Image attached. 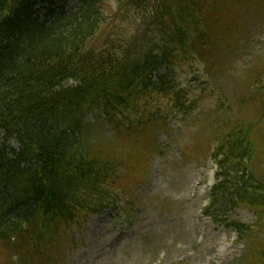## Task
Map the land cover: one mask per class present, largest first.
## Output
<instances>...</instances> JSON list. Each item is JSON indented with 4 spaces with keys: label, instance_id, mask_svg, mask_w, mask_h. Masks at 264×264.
<instances>
[{
    "label": "trees",
    "instance_id": "obj_1",
    "mask_svg": "<svg viewBox=\"0 0 264 264\" xmlns=\"http://www.w3.org/2000/svg\"><path fill=\"white\" fill-rule=\"evenodd\" d=\"M105 1H89L78 16L62 18L54 0H0V246L22 245L26 256L19 264H31L41 249L58 248L77 220L116 205L117 155L87 138L86 115L101 109L103 121L115 129L128 122L143 131L164 127L172 103L185 120L192 112L188 92L177 85L159 50L182 37L183 54L189 47L195 55L224 54L201 34L209 0H115L122 17L137 8L149 12L141 16L144 34L135 26L133 36L118 40L106 34ZM40 5L48 7L43 18L36 10ZM152 26L163 34L159 44ZM159 70L163 73L154 77ZM158 96L168 98L163 109L152 102ZM244 96L249 105L257 100L264 105V91ZM244 105L240 100L227 110L215 154L221 181L207 212L218 206L221 216L223 209L241 205L264 213V128L247 118ZM150 149L147 155L154 154V145ZM14 213L18 220L9 217ZM228 226L240 238L255 239L236 221ZM244 244L246 259L253 258V247Z\"/></svg>",
    "mask_w": 264,
    "mask_h": 264
},
{
    "label": "rangeland",
    "instance_id": "obj_2",
    "mask_svg": "<svg viewBox=\"0 0 264 264\" xmlns=\"http://www.w3.org/2000/svg\"><path fill=\"white\" fill-rule=\"evenodd\" d=\"M76 1H58V4L72 5ZM211 1L214 7L204 16H214L213 21L219 19L214 24L219 23L220 29L234 26L241 33L239 38L245 41L244 51L236 55L229 49L230 52L219 58L209 56L205 60L198 55L179 54L176 57L181 63L174 60V78L181 90L188 92L192 112L185 120L180 114L170 116L168 112L163 131L155 127L151 137L138 134L135 147L148 153L147 145L152 140L160 153L149 154L144 164L143 158L135 162L137 154L127 155L135 163L125 160L124 177L119 182L124 186L125 199L134 206L129 221L111 222L108 214L103 213L88 222L72 225L59 238L62 244L58 248L41 249L39 257L31 264H46L47 255H52L51 258L60 264H245L242 242L236 240L232 231L203 218L200 211L215 180L210 154L213 135L222 133L229 118L226 112L234 109V103L250 85L247 81L256 76L264 78V3L255 0ZM210 19L203 22L212 21ZM235 19L241 20L243 31ZM112 26L108 31L114 39L118 40L127 33L121 25ZM151 28L155 32L156 27ZM221 34L225 39L223 44L227 45L229 31L221 30ZM155 36L160 40L159 37L163 36L161 30L155 32ZM205 49L210 47L201 48L200 52ZM216 50L218 48L214 47L213 51ZM174 52L177 50L173 49ZM152 102L161 109L166 104L163 98ZM242 109L249 115L247 118L253 115L258 120L261 117L264 123V114L255 115L258 112H254L255 108L249 103ZM94 111L87 114L89 129L86 136L97 145L103 143L109 147L106 141L111 135L121 140L140 129L133 125L124 132L125 136L115 133L107 125L106 131L101 130L103 125L101 115H98L101 112ZM144 139L146 142L142 146ZM183 146L187 153L181 154L179 148ZM125 152L121 149V153ZM225 214L221 220L226 222H255L254 217L244 210L225 211ZM260 237L264 239V236ZM20 243H24L22 237ZM24 257L22 245L15 247L10 243L7 250L0 246V264H19Z\"/></svg>",
    "mask_w": 264,
    "mask_h": 264
}]
</instances>
